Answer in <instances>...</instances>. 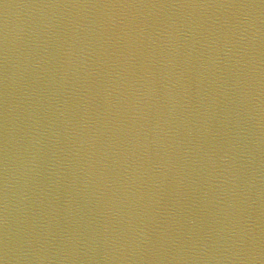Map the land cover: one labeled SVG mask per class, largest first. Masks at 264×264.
<instances>
[{
  "label": "water",
  "instance_id": "1",
  "mask_svg": "<svg viewBox=\"0 0 264 264\" xmlns=\"http://www.w3.org/2000/svg\"><path fill=\"white\" fill-rule=\"evenodd\" d=\"M0 264H243L125 0H0Z\"/></svg>",
  "mask_w": 264,
  "mask_h": 264
}]
</instances>
